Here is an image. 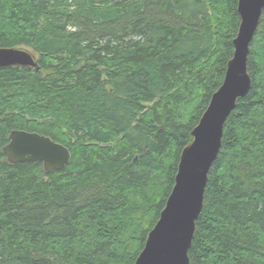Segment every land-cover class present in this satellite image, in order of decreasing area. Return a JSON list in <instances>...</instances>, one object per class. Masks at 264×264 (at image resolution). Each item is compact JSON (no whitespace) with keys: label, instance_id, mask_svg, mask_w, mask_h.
I'll return each mask as SVG.
<instances>
[{"label":"trees","instance_id":"1","mask_svg":"<svg viewBox=\"0 0 264 264\" xmlns=\"http://www.w3.org/2000/svg\"><path fill=\"white\" fill-rule=\"evenodd\" d=\"M239 0H0V264H135L221 87ZM252 86L224 126L191 264H264V11ZM14 130L66 145L64 170L9 162Z\"/></svg>","mask_w":264,"mask_h":264},{"label":"water","instance_id":"2","mask_svg":"<svg viewBox=\"0 0 264 264\" xmlns=\"http://www.w3.org/2000/svg\"><path fill=\"white\" fill-rule=\"evenodd\" d=\"M263 11L264 0H239L241 23L224 82L192 131L193 140L182 152L175 186L135 264H191L196 222L210 171L222 148L225 123L252 86L248 57ZM6 67L39 70L36 56L25 48H0V68ZM3 150L10 163H42L47 172L64 170L72 158L66 145L25 130L12 131Z\"/></svg>","mask_w":264,"mask_h":264},{"label":"rangeland","instance_id":"3","mask_svg":"<svg viewBox=\"0 0 264 264\" xmlns=\"http://www.w3.org/2000/svg\"><path fill=\"white\" fill-rule=\"evenodd\" d=\"M30 50V49H29Z\"/></svg>","mask_w":264,"mask_h":264}]
</instances>
